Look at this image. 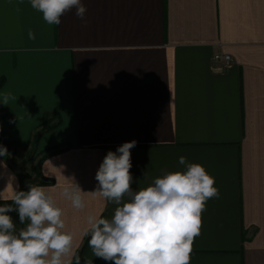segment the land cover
<instances>
[{
  "label": "crops",
  "instance_id": "crops-1",
  "mask_svg": "<svg viewBox=\"0 0 264 264\" xmlns=\"http://www.w3.org/2000/svg\"><path fill=\"white\" fill-rule=\"evenodd\" d=\"M81 3L87 26L75 9L48 25L29 0H0V201L22 187L6 158L31 178L43 151L67 147L41 161L51 182L39 185L63 209L72 264L90 239L87 216L111 220L121 205L85 195L77 210L63 188L94 191L107 152L136 140L133 191L186 170L181 156L215 178L190 264H264V0ZM215 53L232 63L220 67ZM77 264L113 262L86 242Z\"/></svg>",
  "mask_w": 264,
  "mask_h": 264
},
{
  "label": "clouds",
  "instance_id": "clouds-1",
  "mask_svg": "<svg viewBox=\"0 0 264 264\" xmlns=\"http://www.w3.org/2000/svg\"><path fill=\"white\" fill-rule=\"evenodd\" d=\"M29 3L48 25H60L61 17L75 9V16L87 26L81 0ZM28 38L36 39L32 30ZM10 97L11 93L4 94L2 103L8 105ZM136 146L137 141L131 140L107 152L96 172L94 191L84 192L75 183L64 187L61 195L77 210L85 208V195L121 205L111 220L99 214L87 216L83 235L90 236L87 243L95 257L113 264H190L206 202L219 196L215 178L201 164L181 156L179 164L186 170L168 172L133 191L130 150ZM7 155V147L0 144V156ZM125 195L129 200L121 203ZM13 211L22 224L30 221L18 234L8 214ZM63 215L45 186L30 184L27 191H17L12 204L0 206V264H70L65 258L73 254V235L65 230Z\"/></svg>",
  "mask_w": 264,
  "mask_h": 264
},
{
  "label": "trees",
  "instance_id": "trees-1",
  "mask_svg": "<svg viewBox=\"0 0 264 264\" xmlns=\"http://www.w3.org/2000/svg\"><path fill=\"white\" fill-rule=\"evenodd\" d=\"M2 84V79H0V85ZM50 128V127H49ZM35 139L36 137L33 139V142L31 143L33 145V143L35 142ZM3 146H6L7 147V144L6 143H3V142H0ZM67 147H64V146H55V147H52L48 150H45L43 151L41 154H40V157L39 159L36 161V169H37V175H38V181L37 183L38 184H46V183H49L51 182V180L49 179H44L40 172H39V165L41 163L42 160H44L47 156L49 155H52L54 153H57V152H61L62 150H65ZM4 204H12V201H0V206L4 205ZM13 219H16L18 218L17 215L18 213L16 211H13L11 213H8ZM88 240V237L85 238L81 248L79 250H77V252L75 253V256H74V259L72 261V264H77L78 260H79V257L84 249V246L86 244Z\"/></svg>",
  "mask_w": 264,
  "mask_h": 264
},
{
  "label": "water",
  "instance_id": "water-1",
  "mask_svg": "<svg viewBox=\"0 0 264 264\" xmlns=\"http://www.w3.org/2000/svg\"><path fill=\"white\" fill-rule=\"evenodd\" d=\"M6 162L14 170L15 174L18 176V178L21 182L22 187L19 191H27L28 186L30 184L37 183V181H38V175L37 174H35L33 177L29 178L23 173L22 167L24 164L22 162L16 164L10 158H6Z\"/></svg>",
  "mask_w": 264,
  "mask_h": 264
},
{
  "label": "built area",
  "instance_id": "built-area-1",
  "mask_svg": "<svg viewBox=\"0 0 264 264\" xmlns=\"http://www.w3.org/2000/svg\"><path fill=\"white\" fill-rule=\"evenodd\" d=\"M213 61L219 64L220 67L226 68L232 63V57L227 53H215Z\"/></svg>",
  "mask_w": 264,
  "mask_h": 264
},
{
  "label": "rangeland",
  "instance_id": "rangeland-1",
  "mask_svg": "<svg viewBox=\"0 0 264 264\" xmlns=\"http://www.w3.org/2000/svg\"><path fill=\"white\" fill-rule=\"evenodd\" d=\"M36 144H37V141H35L34 143H33V148H35L36 147ZM34 160V159H33ZM17 217L18 218H16V219H13V223H14V225H15V231H16V233L18 234L19 233V231L21 230V229H25L26 228V226H27V224L30 222V221H28V220H26L23 224L20 222V220H19V216L17 215Z\"/></svg>",
  "mask_w": 264,
  "mask_h": 264
}]
</instances>
